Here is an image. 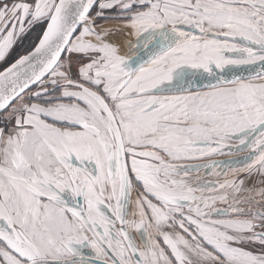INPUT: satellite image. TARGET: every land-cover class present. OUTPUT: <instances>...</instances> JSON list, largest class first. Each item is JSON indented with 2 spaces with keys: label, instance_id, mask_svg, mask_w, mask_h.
Returning a JSON list of instances; mask_svg holds the SVG:
<instances>
[{
  "label": "snow or ice",
  "instance_id": "snow-or-ice-1",
  "mask_svg": "<svg viewBox=\"0 0 264 264\" xmlns=\"http://www.w3.org/2000/svg\"><path fill=\"white\" fill-rule=\"evenodd\" d=\"M0 264H264V0H0Z\"/></svg>",
  "mask_w": 264,
  "mask_h": 264
},
{
  "label": "trees",
  "instance_id": "trees-1",
  "mask_svg": "<svg viewBox=\"0 0 264 264\" xmlns=\"http://www.w3.org/2000/svg\"><path fill=\"white\" fill-rule=\"evenodd\" d=\"M31 37H32V36L30 35L29 37H27V38L22 42V44L18 45V46L16 47V49L11 53V56H10L9 59L15 57L18 53H20V51H22V49H23V48L21 49V47H24V44H25V47H26V45L30 42Z\"/></svg>",
  "mask_w": 264,
  "mask_h": 264
},
{
  "label": "rangeland",
  "instance_id": "rangeland-1",
  "mask_svg": "<svg viewBox=\"0 0 264 264\" xmlns=\"http://www.w3.org/2000/svg\"><path fill=\"white\" fill-rule=\"evenodd\" d=\"M31 40H32V37H31V39H30V42H31ZM29 42V43H30ZM28 43V44H29ZM27 46V45H26ZM24 47H25V44H24ZM24 47H21V49L23 48L24 49ZM23 49H22V51H23ZM22 51H20V52H22ZM216 159H223V160H225V159H228V157H216Z\"/></svg>",
  "mask_w": 264,
  "mask_h": 264
},
{
  "label": "flooded vegetation",
  "instance_id": "flooded-vegetation-1",
  "mask_svg": "<svg viewBox=\"0 0 264 264\" xmlns=\"http://www.w3.org/2000/svg\"><path fill=\"white\" fill-rule=\"evenodd\" d=\"M34 35V34H33Z\"/></svg>",
  "mask_w": 264,
  "mask_h": 264
},
{
  "label": "water",
  "instance_id": "water-1",
  "mask_svg": "<svg viewBox=\"0 0 264 264\" xmlns=\"http://www.w3.org/2000/svg\"><path fill=\"white\" fill-rule=\"evenodd\" d=\"M226 160V159H225Z\"/></svg>",
  "mask_w": 264,
  "mask_h": 264
}]
</instances>
